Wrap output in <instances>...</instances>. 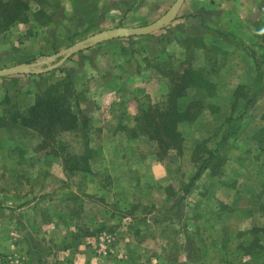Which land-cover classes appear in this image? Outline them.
<instances>
[{
    "label": "rangeland",
    "instance_id": "obj_1",
    "mask_svg": "<svg viewBox=\"0 0 264 264\" xmlns=\"http://www.w3.org/2000/svg\"><path fill=\"white\" fill-rule=\"evenodd\" d=\"M43 1H27L24 22L3 29L0 20L1 39L20 26L16 32L29 41L25 48L35 56L23 63L49 59L99 33L81 27L72 34L71 22L59 15L68 9L65 2L48 0L43 8ZM42 9L53 14L44 16ZM244 26L227 35L199 32L184 39L180 55L154 57L167 81L138 84L144 95L138 113L127 106L131 114L115 144L103 133L74 130L57 135V156L45 154L37 151L38 135L13 112L0 118V264H264L251 262L252 252L264 246V38L257 42L253 28ZM169 36L163 31L126 38L127 47L148 61L155 56L150 45L161 48ZM19 41L11 38V54ZM97 45L68 58L54 77L65 79L71 69L92 62L101 51ZM3 56L0 69L17 65ZM169 111L185 113L176 124L175 146L154 130L162 122L158 113ZM237 116L236 136L217 146ZM216 149L178 205L199 161Z\"/></svg>",
    "mask_w": 264,
    "mask_h": 264
},
{
    "label": "crops",
    "instance_id": "obj_2",
    "mask_svg": "<svg viewBox=\"0 0 264 264\" xmlns=\"http://www.w3.org/2000/svg\"><path fill=\"white\" fill-rule=\"evenodd\" d=\"M63 1L68 9L66 12L60 11L59 15L62 19L71 22L69 28L71 33L75 34L81 27H91L93 32L99 33L118 28H136L151 17L160 18L175 0H82L91 8V15L87 19H81L77 15L71 0ZM45 2L47 3L48 0ZM45 2H41L43 8H46ZM45 10H41L45 12L44 16L53 14ZM251 16L254 22L250 24ZM246 24L245 29L253 28H251L252 35H257V42L264 38L262 37L264 35V0H184L174 20L157 31L169 32L170 36L161 48L158 43H153L154 47L150 45L149 48L155 56L148 58V61L140 57L142 52L134 53L135 48L127 47L129 39H114L97 45L101 51L92 62L85 61L81 67L76 66L71 69L67 75L65 74V79L57 80L54 77L61 68L40 75H12L0 78V118L7 120L11 114L3 104L5 97H8L13 113L23 117L26 116L35 100L49 87L44 86L46 81H52L55 84L67 79L78 95L80 110L87 113L91 119L90 131L99 133L98 135L103 133L109 141L111 137L112 140L108 144H115L117 133L124 125L125 116L131 114L127 106L135 105L138 113L141 97H144L136 90L139 88L138 84L146 80L161 83L167 81L158 73L160 71L157 69L160 65L158 66L154 61L158 60L156 56L162 58L176 52L180 55L185 49L184 39L201 34L199 32L227 35L238 30L239 25ZM65 29L61 33H67L68 27L66 26ZM17 30H20V26L10 29L11 33L5 32L4 38L9 42L7 44L4 41L0 42V54L5 55L3 57L6 62L21 64L35 56V53L31 49L26 50V42L29 43V41L16 32ZM11 38L20 40L15 44L18 51L15 54H11V48L14 47V45L11 46ZM62 41L65 42L66 39ZM53 42H56V37ZM93 48L90 47L91 50ZM49 49L51 52L56 51L58 44ZM131 50H134L133 53ZM149 97L152 99L153 94L150 93ZM91 136L94 134L91 133Z\"/></svg>",
    "mask_w": 264,
    "mask_h": 264
},
{
    "label": "trees",
    "instance_id": "obj_3",
    "mask_svg": "<svg viewBox=\"0 0 264 264\" xmlns=\"http://www.w3.org/2000/svg\"><path fill=\"white\" fill-rule=\"evenodd\" d=\"M28 0H9L3 2L0 0V20L3 29L10 28L16 22H24L26 20V11L28 10ZM74 4L77 15L81 19H87L91 15V8L82 0H71ZM65 83L64 88L62 89ZM261 86L257 87L253 94L256 95ZM3 104L12 113L13 108L10 106L8 97H5ZM75 107L76 113L73 111ZM16 115V114H14ZM185 113L182 112H163L158 113V117L162 118V122L155 126V132L160 135L165 134L169 142H174L178 139L176 132V124L184 120ZM176 117V119H175ZM20 121L24 128L34 131L40 138L37 145V151L45 152V154H52L57 156L55 150V139L59 133L69 132L74 130H81L88 134L91 128V119L87 113L80 110L76 100V93L72 88L69 80L56 82L50 85L42 95L35 100L32 106L27 111L26 116L15 117ZM161 120V119H160ZM153 123V121H151ZM241 123V116L231 118L228 121V127L221 135L217 146H226L229 139L235 137ZM165 142H167L165 140ZM168 143V142H167ZM216 150L207 152V157L201 159L195 168L194 174L184 185L182 194L179 198L178 205L181 204L186 197L192 192L196 182L202 177L210 162L213 160ZM190 241L187 242V247L190 248ZM259 259L264 260V246H258L251 254V262Z\"/></svg>",
    "mask_w": 264,
    "mask_h": 264
},
{
    "label": "water",
    "instance_id": "obj_4",
    "mask_svg": "<svg viewBox=\"0 0 264 264\" xmlns=\"http://www.w3.org/2000/svg\"><path fill=\"white\" fill-rule=\"evenodd\" d=\"M184 0H175L169 10L158 18L153 23L136 28H118L115 30L104 31L93 36H90L73 46L51 56L49 59L36 60L33 63L17 64L5 69H0V78L24 73L27 75H40L45 74L59 68L68 58L80 51L95 46L97 44L114 40V39H126L131 37H142L157 32L165 28L176 17ZM54 57H60V59L54 64H50V59Z\"/></svg>",
    "mask_w": 264,
    "mask_h": 264
}]
</instances>
